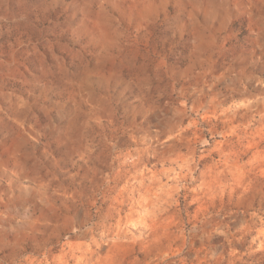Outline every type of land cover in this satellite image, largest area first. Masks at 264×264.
I'll use <instances>...</instances> for the list:
<instances>
[{"label": "rangeland", "instance_id": "374dc122", "mask_svg": "<svg viewBox=\"0 0 264 264\" xmlns=\"http://www.w3.org/2000/svg\"><path fill=\"white\" fill-rule=\"evenodd\" d=\"M0 264H264V0H0Z\"/></svg>", "mask_w": 264, "mask_h": 264}]
</instances>
